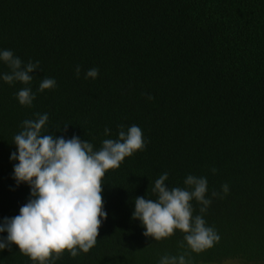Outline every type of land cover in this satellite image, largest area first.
Here are the masks:
<instances>
[{
	"label": "trees",
	"instance_id": "16d2710c",
	"mask_svg": "<svg viewBox=\"0 0 264 264\" xmlns=\"http://www.w3.org/2000/svg\"><path fill=\"white\" fill-rule=\"evenodd\" d=\"M2 50L39 67L29 85L0 79V224L31 198L11 159L25 120L47 114L42 134L79 137L94 151L135 125L145 146L105 174L96 245L49 264H160L165 255L264 264V0H0ZM92 68L98 76L85 78ZM8 72L0 60V76ZM45 78L56 86L39 92ZM25 87L31 106L17 99ZM165 172L169 189L207 179L206 212L191 203L219 236L212 248L192 252L180 230L145 237L132 218L136 197L157 199L150 186ZM0 264L34 262L12 245Z\"/></svg>",
	"mask_w": 264,
	"mask_h": 264
},
{
	"label": "clouds",
	"instance_id": "9594fccd",
	"mask_svg": "<svg viewBox=\"0 0 264 264\" xmlns=\"http://www.w3.org/2000/svg\"><path fill=\"white\" fill-rule=\"evenodd\" d=\"M0 60L10 69L0 79L9 85L14 82L29 85L33 79L31 74L39 67L38 62L22 64L10 50L0 51ZM75 72L79 78V65ZM98 72L96 68L89 69L85 78L95 79ZM55 86L54 79L45 78L38 91ZM17 99L21 105L31 106L35 94L30 87H25L18 91ZM47 122V114H38L35 120H25L23 130L14 137L18 149V154L11 155L13 161H18L14 165V179L18 185L30 186L31 198L20 207L19 215L6 218L0 224V233H7L6 239L0 237V250L15 245L34 264H49L65 252L75 258L96 245L102 221L107 219L102 195L105 174L118 169L126 157L145 146L142 131L135 125L127 132L121 129L118 140L106 139L101 149L94 151L91 143L79 137L65 139L42 134ZM108 134L110 130L105 129V135ZM167 180L165 172L150 186L157 195L156 200L135 198L132 218L142 223L145 237L160 241L180 230L192 252L212 248L219 236L213 228L206 227L202 216L193 218L191 203L197 201L202 206L200 212H206L211 204L205 198L207 179L189 175L184 181L186 189H169ZM222 190L227 194L228 185H223ZM160 264H186V260L184 255L178 258L165 255Z\"/></svg>",
	"mask_w": 264,
	"mask_h": 264
},
{
	"label": "rangeland",
	"instance_id": "374dc122",
	"mask_svg": "<svg viewBox=\"0 0 264 264\" xmlns=\"http://www.w3.org/2000/svg\"><path fill=\"white\" fill-rule=\"evenodd\" d=\"M220 264H242L240 262H224V263H220Z\"/></svg>",
	"mask_w": 264,
	"mask_h": 264
}]
</instances>
